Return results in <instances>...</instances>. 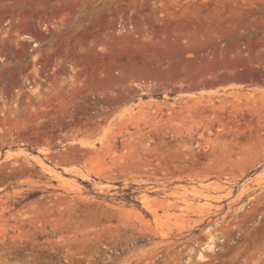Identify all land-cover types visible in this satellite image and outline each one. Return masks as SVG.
<instances>
[{"label":"rangeland","instance_id":"374dc122","mask_svg":"<svg viewBox=\"0 0 264 264\" xmlns=\"http://www.w3.org/2000/svg\"><path fill=\"white\" fill-rule=\"evenodd\" d=\"M0 264H264V0H0Z\"/></svg>","mask_w":264,"mask_h":264},{"label":"bare ground","instance_id":"6f19581e","mask_svg":"<svg viewBox=\"0 0 264 264\" xmlns=\"http://www.w3.org/2000/svg\"><path fill=\"white\" fill-rule=\"evenodd\" d=\"M195 192L197 193L195 199H197L198 201L205 200L203 202L207 201V199H208L207 198V196H208L207 192L204 193V190H202L201 188L200 189L198 188ZM178 196H180V199H181L180 201L187 206L186 208H189L190 205L192 204V199H194V197L190 196L189 194H186V192L185 193L183 192L181 195H178Z\"/></svg>","mask_w":264,"mask_h":264}]
</instances>
